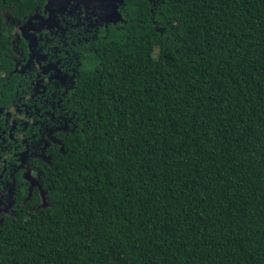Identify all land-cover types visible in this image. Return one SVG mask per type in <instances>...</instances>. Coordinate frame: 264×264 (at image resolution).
<instances>
[{"label": "trees", "instance_id": "16d2710c", "mask_svg": "<svg viewBox=\"0 0 264 264\" xmlns=\"http://www.w3.org/2000/svg\"><path fill=\"white\" fill-rule=\"evenodd\" d=\"M47 1L0 0V107L17 24ZM118 14L48 49L74 63L72 131L42 169L48 203L0 226V264H264V0Z\"/></svg>", "mask_w": 264, "mask_h": 264}, {"label": "flooded vegetation", "instance_id": "af4514ba", "mask_svg": "<svg viewBox=\"0 0 264 264\" xmlns=\"http://www.w3.org/2000/svg\"><path fill=\"white\" fill-rule=\"evenodd\" d=\"M91 2L70 0L49 4L47 1L42 10L17 24L14 60L21 72L18 74V92L9 105L0 107V226L4 219L19 210L32 209L28 201L37 193L41 202L36 208L48 203V191L41 185L42 169L51 164L50 151L63 149L64 133L72 131L65 121L77 76H68L70 69L74 68L73 62L66 65L55 60L56 63H52L53 59L47 53L48 49H55V40L60 42L64 36L71 43L75 39L81 45L85 32H92L91 25L108 27L116 23L112 21L110 7L115 0ZM53 13L58 18L55 32L50 24ZM8 19L14 22L10 17ZM80 49L77 46L68 51L78 52ZM58 50L62 52L63 47ZM54 74L64 77L63 83L57 82L58 87L52 83ZM69 80L70 86L64 87Z\"/></svg>", "mask_w": 264, "mask_h": 264}, {"label": "snow or ice", "instance_id": "6c2138e0", "mask_svg": "<svg viewBox=\"0 0 264 264\" xmlns=\"http://www.w3.org/2000/svg\"><path fill=\"white\" fill-rule=\"evenodd\" d=\"M59 2V0H52L53 4H57ZM45 19L47 20V16L45 17ZM58 23V18L56 17L55 13H53V20L50 22V24L52 25L51 30L53 32H55V26ZM52 63H56L55 60L52 61ZM72 75L71 72H68V76L70 77ZM63 83L64 82V77L61 76L60 74H54L52 76V83L54 87H58L59 85L57 84V82ZM71 81L69 80V82L67 84H64V87H68L70 86ZM51 146V145H50Z\"/></svg>", "mask_w": 264, "mask_h": 264}, {"label": "water", "instance_id": "95a60500", "mask_svg": "<svg viewBox=\"0 0 264 264\" xmlns=\"http://www.w3.org/2000/svg\"><path fill=\"white\" fill-rule=\"evenodd\" d=\"M60 2H64V3H68L70 0H59ZM90 1H95V0H90ZM126 0H115V3H114V5L113 6H110V5H108V6H110L111 8H112V10H111V15L113 16V17H111L113 20V22H117L118 20H120L121 19V17L119 16V14H118V8L120 7V5H122L124 2H125ZM52 2V0H48V3L50 4ZM91 2V3H92Z\"/></svg>", "mask_w": 264, "mask_h": 264}]
</instances>
